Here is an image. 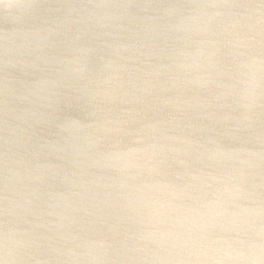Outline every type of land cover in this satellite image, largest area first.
Returning <instances> with one entry per match:
<instances>
[{"label":"water","instance_id":"1","mask_svg":"<svg viewBox=\"0 0 264 264\" xmlns=\"http://www.w3.org/2000/svg\"><path fill=\"white\" fill-rule=\"evenodd\" d=\"M0 264H264V0H0Z\"/></svg>","mask_w":264,"mask_h":264}]
</instances>
